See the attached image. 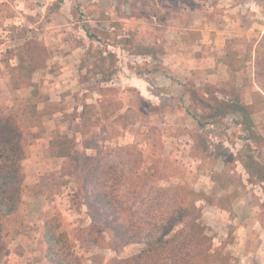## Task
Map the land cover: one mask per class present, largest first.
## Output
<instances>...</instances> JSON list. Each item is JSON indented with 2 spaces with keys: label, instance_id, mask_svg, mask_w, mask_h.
I'll return each instance as SVG.
<instances>
[{
  "label": "rangeland",
  "instance_id": "1",
  "mask_svg": "<svg viewBox=\"0 0 264 264\" xmlns=\"http://www.w3.org/2000/svg\"><path fill=\"white\" fill-rule=\"evenodd\" d=\"M205 1L0 0V110L20 115L26 150L22 204L3 221L8 256L1 264L47 261L43 234L51 218H57L61 230L68 233L81 264H92L95 254L103 255L108 264L143 249L138 244L119 252L82 247L79 239L91 224L90 212L72 161L51 153L50 142L57 133L71 139L81 156L97 157L102 151L103 162L119 164L120 170L141 163L140 172L152 175L158 165L165 175L158 185L185 187L202 199L197 203L200 222L213 238L215 250L230 257L231 264H259L257 237L245 250L237 240L232 210L209 205L230 206L232 197L217 193L211 180L225 187L234 174L218 157L234 158L237 153L218 142H244L247 134L237 115L228 110L223 115L218 109L222 102L244 104V90L258 87L255 50L264 36V4L256 1L258 8L237 0V5H245L230 15L215 11L225 17L222 20L231 32L220 55L223 62L232 63L227 65L229 80L213 85L193 77L173 83L160 80L166 27H186L192 21L187 8L202 4L207 9L214 2ZM28 42L38 46L34 56L24 49ZM262 52L264 47L259 55ZM19 56H24L26 66L37 69L29 75L17 69ZM16 82L32 85L12 90ZM261 98L255 97L260 108L264 107ZM85 106L96 109L83 114ZM212 120L224 126L218 124L211 129L215 132L204 133V124ZM129 146L135 151L119 152Z\"/></svg>",
  "mask_w": 264,
  "mask_h": 264
},
{
  "label": "trees",
  "instance_id": "2",
  "mask_svg": "<svg viewBox=\"0 0 264 264\" xmlns=\"http://www.w3.org/2000/svg\"><path fill=\"white\" fill-rule=\"evenodd\" d=\"M256 1L264 4V0ZM30 45L32 44L28 42L24 49L32 50V56L38 46L32 45L30 48ZM261 46L255 50V83L264 93V52L259 55L264 47V36ZM19 61L16 68L27 71V75L37 69L34 68L36 65L26 66L24 56H19ZM225 63L232 66L228 60ZM31 85L30 82H16L11 84V88L19 90ZM219 105L218 110L223 115L225 110L237 115L247 138H243L244 143L241 139L240 145H237L239 139L217 142L236 151V160L250 175V181L263 182L264 165L257 158L258 137L252 129L250 108L239 102H222ZM93 109L96 107L85 106L83 114ZM28 110L37 112L36 108ZM209 124H219V127L223 125L214 120L206 122V134L215 132L208 130ZM225 131L227 136H231L229 130L225 128ZM24 134L20 115H6L0 110V264L8 256L3 237V221L15 215L22 204L25 181L22 162L26 159ZM135 149V146H129L119 148V152L129 153ZM50 150L54 157L72 161L73 175L80 186V192L85 196L91 224L80 236L82 247L119 252L129 245L143 246L140 253L108 264H231L230 257L224 256L221 250L214 249L213 238L200 222L201 209L197 207V203L202 199L185 187L158 185L157 182L165 180L158 165L156 173L152 175L140 172L141 163L128 170H120L119 164L103 162L100 156L102 151H99L97 157L81 156L75 150L73 141L59 133L51 140ZM61 228L57 218H51L45 223L43 240L47 246V261L50 264H81V258L74 253L68 233ZM91 262L104 264L105 257L95 254Z\"/></svg>",
  "mask_w": 264,
  "mask_h": 264
},
{
  "label": "crops",
  "instance_id": "3",
  "mask_svg": "<svg viewBox=\"0 0 264 264\" xmlns=\"http://www.w3.org/2000/svg\"><path fill=\"white\" fill-rule=\"evenodd\" d=\"M246 1L260 7V4L253 0ZM237 4V0H214L210 6H207L208 10L202 4L191 9L187 8L189 11L187 15L192 20L189 21V25L186 27L175 24L167 26L163 55H161V66L164 68H161L159 73L160 80L173 83L174 80L181 81L193 77L212 85L229 80V68L221 60L220 55L224 54L225 47L231 39V32L222 20L225 17L216 15L215 11H224L230 15L233 10L245 5ZM218 16L220 20H218ZM198 18H200L199 24ZM157 77L155 76L153 81ZM136 80L138 83L142 81L138 80V77ZM144 82L152 84L150 78H145ZM256 95L264 100V93L258 87L244 90L243 94L244 104L251 111L252 129L258 137L256 144L259 147V157L257 156V158L264 165V107H257ZM237 145H240V142ZM231 149L235 151L233 148ZM232 159L234 164L230 161ZM218 160L223 161L224 165H229V172L234 176L228 178L225 187L221 186L214 178L211 180L212 188H215L217 193H228L232 198L228 208L220 205L209 206L228 212L232 210L231 220L237 227L236 233L239 236L237 240L241 242L245 250H248L252 237H257L258 263L264 264V181H250V175L236 160V156L230 158L228 154L225 157H218ZM230 164L233 165L230 167ZM47 263L46 260L43 262V264Z\"/></svg>",
  "mask_w": 264,
  "mask_h": 264
},
{
  "label": "built area",
  "instance_id": "4",
  "mask_svg": "<svg viewBox=\"0 0 264 264\" xmlns=\"http://www.w3.org/2000/svg\"><path fill=\"white\" fill-rule=\"evenodd\" d=\"M215 127H216V125H214V124H209V125L207 126V128L210 129V130H211V129H215Z\"/></svg>",
  "mask_w": 264,
  "mask_h": 264
}]
</instances>
